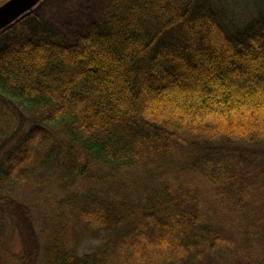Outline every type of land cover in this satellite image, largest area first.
Here are the masks:
<instances>
[{"label": "trees", "instance_id": "1", "mask_svg": "<svg viewBox=\"0 0 264 264\" xmlns=\"http://www.w3.org/2000/svg\"><path fill=\"white\" fill-rule=\"evenodd\" d=\"M100 2L0 33V264H264V13Z\"/></svg>", "mask_w": 264, "mask_h": 264}, {"label": "rangeland", "instance_id": "2", "mask_svg": "<svg viewBox=\"0 0 264 264\" xmlns=\"http://www.w3.org/2000/svg\"><path fill=\"white\" fill-rule=\"evenodd\" d=\"M40 5L41 15L63 32L66 43L84 33L88 24L100 16L102 9L100 0H44ZM220 6L229 17L236 18L238 25L254 14L255 9L264 13V0H228Z\"/></svg>", "mask_w": 264, "mask_h": 264}, {"label": "water", "instance_id": "3", "mask_svg": "<svg viewBox=\"0 0 264 264\" xmlns=\"http://www.w3.org/2000/svg\"><path fill=\"white\" fill-rule=\"evenodd\" d=\"M44 0H8L0 6V33L29 14Z\"/></svg>", "mask_w": 264, "mask_h": 264}]
</instances>
